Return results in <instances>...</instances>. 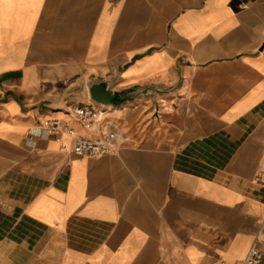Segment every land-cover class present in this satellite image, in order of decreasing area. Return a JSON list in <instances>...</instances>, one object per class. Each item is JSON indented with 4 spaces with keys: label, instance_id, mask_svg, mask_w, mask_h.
Listing matches in <instances>:
<instances>
[{
    "label": "crops",
    "instance_id": "obj_1",
    "mask_svg": "<svg viewBox=\"0 0 264 264\" xmlns=\"http://www.w3.org/2000/svg\"><path fill=\"white\" fill-rule=\"evenodd\" d=\"M108 78L164 92L95 105L129 141L77 156L97 134L70 110ZM251 245L264 264V0H0V264H237Z\"/></svg>",
    "mask_w": 264,
    "mask_h": 264
},
{
    "label": "built area",
    "instance_id": "obj_2",
    "mask_svg": "<svg viewBox=\"0 0 264 264\" xmlns=\"http://www.w3.org/2000/svg\"><path fill=\"white\" fill-rule=\"evenodd\" d=\"M71 116L86 126L95 137H79L75 140L72 151L77 156L104 155L118 151L129 139L122 128L113 123H103V112L92 104L73 106L70 110ZM158 114V112H156ZM66 132L74 136V130L66 123L53 119L48 123V134ZM263 255L251 245L244 257L237 264H262ZM223 264V263H217Z\"/></svg>",
    "mask_w": 264,
    "mask_h": 264
},
{
    "label": "water",
    "instance_id": "obj_3",
    "mask_svg": "<svg viewBox=\"0 0 264 264\" xmlns=\"http://www.w3.org/2000/svg\"><path fill=\"white\" fill-rule=\"evenodd\" d=\"M111 82L112 79L108 78L102 81H94L88 85L87 92L90 104L101 107L108 105L119 107L123 104L133 102L140 96L164 92L153 87H146L143 89L130 87L120 91H115L111 89Z\"/></svg>",
    "mask_w": 264,
    "mask_h": 264
},
{
    "label": "rangeland",
    "instance_id": "obj_4",
    "mask_svg": "<svg viewBox=\"0 0 264 264\" xmlns=\"http://www.w3.org/2000/svg\"><path fill=\"white\" fill-rule=\"evenodd\" d=\"M88 104H90V103H87V105H88ZM134 105H135V104H134ZM134 105H132V107H133ZM127 107L129 108V106H127ZM130 111H131V110H130V108H129V109L127 110V113H131ZM140 111H143V109H142V108H139L138 111H137V113L140 112Z\"/></svg>",
    "mask_w": 264,
    "mask_h": 264
}]
</instances>
